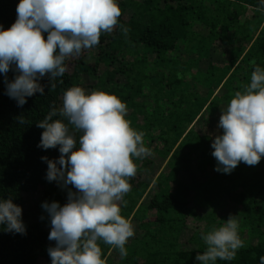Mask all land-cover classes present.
Segmentation results:
<instances>
[{"label": "trees", "instance_id": "16d2710c", "mask_svg": "<svg viewBox=\"0 0 264 264\" xmlns=\"http://www.w3.org/2000/svg\"><path fill=\"white\" fill-rule=\"evenodd\" d=\"M117 2L118 25L130 29L127 37L119 26L102 33L98 45L66 59L67 71L55 88L45 75L38 81L44 93L26 97L20 106L5 82L20 74L16 66L6 76L0 73V199L21 206L26 228L16 233L0 224V264H52L48 248L56 241L48 239L51 217L42 205L63 206L76 189L47 179L42 157L58 160L60 146L40 147L45 129L37 124L53 107H62L63 93L74 86L86 94L117 96L127 106L125 118L144 133L153 153L139 163L133 158L137 174L119 204L135 232L125 246L128 255L104 244L102 257L112 248L106 264H201L196 256L206 250L202 234L222 226L230 214L238 216L245 246L234 260L216 264H261L264 157L255 166L240 162L230 174L218 172L211 146L223 134L218 127L223 108L250 83L255 66L264 67L260 0ZM19 3L0 0L3 30L16 22ZM21 116L27 123H20Z\"/></svg>", "mask_w": 264, "mask_h": 264}, {"label": "clouds", "instance_id": "9594fccd", "mask_svg": "<svg viewBox=\"0 0 264 264\" xmlns=\"http://www.w3.org/2000/svg\"><path fill=\"white\" fill-rule=\"evenodd\" d=\"M257 10H264V0ZM121 14L117 0H20L16 22L8 30L0 25V73L6 76L12 65L20 73L11 82L5 80L7 94L23 106L26 97L44 93L38 81L48 74L55 88L67 71L66 59L98 45L102 33L119 26L127 37L130 29L118 25ZM127 111L113 94H86L74 86L63 93L62 107H53L37 124L45 129L40 147L60 146L58 160L42 157L48 163L47 179L76 189L69 191L63 206L42 205L51 217L48 239L56 241L48 248L52 264H105L98 241L118 249L121 257L128 255L125 246L135 232L118 202L130 191L129 178L137 174L133 158L143 160L153 153L144 133L125 118ZM222 111L218 127L223 134L211 145L215 170L230 174L240 162L259 164L264 157V67L255 66L250 83L235 92ZM19 120L27 123L23 116ZM76 133H81L78 148ZM21 217V206L11 198L0 199V224L6 223L7 231L25 233ZM238 230V216L230 214L222 226L202 234L206 250L196 259L201 264L234 260L245 246ZM260 261L264 264V256Z\"/></svg>", "mask_w": 264, "mask_h": 264}, {"label": "rangeland", "instance_id": "374dc122", "mask_svg": "<svg viewBox=\"0 0 264 264\" xmlns=\"http://www.w3.org/2000/svg\"><path fill=\"white\" fill-rule=\"evenodd\" d=\"M136 161H137V163H139L141 160L136 159ZM36 197L42 199V196H41L40 193H37V194H36ZM65 200H66V202L68 201L67 198H66ZM118 203L120 204V201H119ZM221 218H222V216L220 217V221H222ZM189 232H190V231H189ZM189 232H188V233H189ZM188 233H185V236H186ZM129 239H131V238H129ZM129 239H128V241H129ZM98 243H100V241H98ZM101 243H102L103 245L105 244L103 241H101ZM189 246H193V244L190 243ZM105 247H106V245H104V247L102 248V250H105ZM111 249H112V248H111ZM111 249H110V250H111ZM110 250H109L108 255H106L105 257H101V258L105 261V264L107 263V260H108L109 254H111V251H110Z\"/></svg>", "mask_w": 264, "mask_h": 264}]
</instances>
